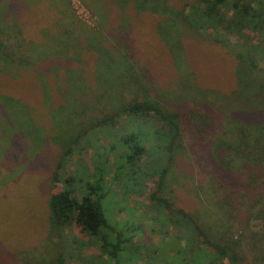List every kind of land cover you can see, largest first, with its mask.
Segmentation results:
<instances>
[{
  "label": "trees",
  "instance_id": "trees-1",
  "mask_svg": "<svg viewBox=\"0 0 264 264\" xmlns=\"http://www.w3.org/2000/svg\"><path fill=\"white\" fill-rule=\"evenodd\" d=\"M94 1L92 4L96 7L102 24L119 16V21H126L128 28L137 30L134 34L137 41L145 35L142 26L146 18H141L150 15L153 23L150 21L148 24L157 31L163 47H168L173 53H177L175 44L179 42L181 28L197 37H202L203 31L211 30L215 41L236 57L240 86L255 82L262 84V92L257 93V101L259 96L264 97V80L261 83L256 75L258 72L264 74V0ZM105 8L113 9L111 16L104 14ZM40 18L41 22L32 21L29 25L25 20L22 27L26 31L20 29L18 24H0V72H6V75H0V108L7 112L10 108L22 107L16 101L21 99L14 95L21 88L22 80L14 79L17 75L10 72V69H19L20 75L30 72L39 88H42L43 105L46 110L49 107L48 116L53 128L52 134L48 135L38 121L31 119L28 122L33 123L39 132L37 134L34 127L33 132H29V128L25 129V121L19 119V123L24 126L18 128L25 137L24 145L27 140L29 144L24 150L29 148V153L36 154L40 149L42 152L47 147L51 148L50 143L57 145L62 153L53 174L59 173L60 178L62 169L65 171L69 164H77L78 169L70 171L64 177L62 190L51 191L47 201L51 233L49 238L59 239L55 243L60 249L54 259L55 264H68L74 258L80 264H132L135 255L140 257L139 247L131 244L138 236L140 227L136 222L129 221L121 226L119 223L113 224L107 216L106 206L108 198L112 203L118 195L125 202L128 194L138 192L140 183H144L148 177L156 178V189L150 192L149 199L158 204L159 212H166L160 221L162 233L168 234L171 227L175 229L174 235H171L172 240L167 245L171 250L176 249V253H164L159 258L161 252L157 251L154 257L158 264H170L175 257L179 261L175 264H248L242 247L246 237L243 233L247 229L239 227L235 190L238 188L249 195L252 183H264V148L260 145L264 129H255L259 133L254 134L251 123L232 115H224L221 120L206 107L180 108L172 101L164 102L155 96L154 87L145 74L146 67L131 60L129 51L128 55L124 52L120 55L118 52L111 53L104 43L108 37L101 29L94 30L93 33L87 32L86 40L79 41L81 36L74 35L81 29L77 24L71 25L68 22L63 37L54 35L45 41L39 34V27L49 25L50 21L43 16ZM61 45L66 47L62 49ZM118 45L121 44L118 42ZM123 45L120 46L121 50L128 48L122 47ZM78 47L81 49L71 57L69 54L77 51ZM46 50L51 51L50 54L35 57L37 53ZM90 51L96 53L98 66L105 57L113 63H125L127 68L121 75L124 80L114 81L115 87L111 88L101 77L103 74H99L94 78L95 90L90 94L89 89H86L82 64L79 66L78 62ZM76 62L77 66L66 65ZM41 63L47 64L44 73L41 71ZM62 64L66 72L64 85L69 86L71 91L62 92V103L55 106L52 92L49 94L47 91L51 82L48 76L58 78L57 71ZM9 74L13 78H9ZM216 95L219 96L218 93ZM27 100L29 102H25L29 104H25L29 106L28 109L32 108L33 103ZM243 101L246 105H251L252 102L246 95ZM224 104L223 101L221 108H225ZM67 120L70 121L68 125ZM188 128L193 131V135L197 134L195 136L202 145V155L209 156L226 172L245 178L240 187L233 185L228 179L217 180L218 175H215L218 204L216 211L224 218L222 225L216 228L167 197L177 157L186 155L187 152L184 138ZM102 137L110 140L109 147L99 145ZM82 145L91 146L90 164L74 161L75 156L80 155ZM0 150L3 151L2 148ZM112 183H115V188L110 185ZM114 192L115 197L111 196ZM256 207V219L261 221L264 233V195L255 201L254 208ZM128 209L131 214V208ZM250 220L251 217L248 218L247 228ZM73 221L86 234L100 238V247L106 256L84 255L82 249L88 247V243L79 238H73L71 243L64 240L65 229ZM253 260L252 264H264V256L257 255Z\"/></svg>",
  "mask_w": 264,
  "mask_h": 264
},
{
  "label": "rangeland",
  "instance_id": "rangeland-1",
  "mask_svg": "<svg viewBox=\"0 0 264 264\" xmlns=\"http://www.w3.org/2000/svg\"><path fill=\"white\" fill-rule=\"evenodd\" d=\"M92 3L95 1L0 0V24H18L20 29L26 31L22 27L25 20L28 21L27 25L32 21L39 23L42 21L40 16H43L50 21L49 25L39 27V34L45 41L54 35L63 37L68 22L71 25L77 24L79 30L81 29L78 34L74 35L81 36L79 41L86 40L87 32L93 33L94 30L101 29L102 33L108 37L104 43L111 53L118 52V55L121 52L127 55L129 53L128 56L131 60L139 63V66L146 67L145 74H147L150 84L153 85V92L158 99L164 102L172 101L180 108L206 107L211 109L212 114L221 120L224 115L229 114L251 123L254 130L264 129V97L259 96L257 101V93L262 92V84L255 82L251 85L240 86L236 73L238 64L236 57L215 41L211 30L203 31V36L197 37L181 28L179 42L177 41V45L175 44L177 53H173L168 47H163L157 31L148 24L151 21L150 15H142L145 17L141 19L146 18L142 26L145 35L137 41L134 36L137 30H134L133 27L128 28L126 21H119V16L102 24L97 14L98 11ZM104 11V14L108 13V16L114 12L113 9L106 8ZM160 19L161 17L158 21ZM26 33L29 34V31ZM118 42L121 45L124 44L122 47L128 46V48L121 50V45L119 46ZM64 47L66 46L61 45L62 49ZM80 49L78 47L77 51L69 55L75 56ZM50 52L46 50L37 53L35 57L45 56ZM84 55L85 57L78 62L79 66L82 64L83 74L86 77V89H89L90 94L95 90L94 78L99 74H103L101 77L111 88L115 87L114 81L124 80L121 75L127 68L125 63H113L105 57L103 62L100 61L102 64L98 66L96 53L90 51ZM78 62L66 63V65L75 64L77 66ZM46 66V63H41L43 73ZM62 67L65 66L62 64L57 71L58 78H54L53 75L48 76L51 82L47 91L49 94L52 92V102L55 106L62 103V92L71 91L69 86L64 85L66 84V72ZM10 72L17 75L14 79L21 78L22 80L21 88L14 93L17 99H21L16 101H19L22 107L10 108L7 112L0 108V148L3 150H0V264H55L54 259L60 250L55 243H58L59 239L50 240L49 238L51 233L47 201L49 193L61 191L64 177L78 167L76 163H72L66 166L65 171L62 169L61 180L59 173L53 174L54 167L62 153L57 145L50 143L51 148L47 147L42 152L40 149L36 151V154L29 153V148L24 150L29 147V144L27 140L24 145L25 137L18 129L24 128V126L19 123V119L25 121V129L29 128V132H33L34 127L37 134L38 129L33 123H29V120L38 121L39 125L48 132V135L52 134L53 125L48 116L49 107L46 110L43 105L42 88H39L33 75L30 72H23V75H20L21 72L16 68H11ZM2 74L6 75V72H0V75ZM256 75L262 83L264 74L258 72ZM9 78L13 77L10 75ZM217 93L219 96L216 95ZM245 95L252 101L251 105H246L243 101ZM27 99L33 103L34 106L31 104L32 108L28 109L29 106L25 104L29 102ZM223 101L225 108H221ZM212 102L215 104H211ZM203 103L208 105H203ZM260 103L263 105L261 108ZM208 112L210 111L208 110ZM69 122L67 120L66 125ZM192 132L189 129L185 133L184 143L187 152L186 155L177 157L175 171L172 173L174 177L171 178L172 183L170 182L167 197L171 201H175L178 206L195 213L203 222L205 221L216 228L222 225L224 218L220 217L221 215L216 211L218 204L215 191L217 185L214 184V177L217 178L215 175H218L217 180L228 179L233 185H240V187L243 186L245 178L226 172L216 165L209 156L202 155L199 138L196 137V133L195 136ZM258 133V130L254 131V134ZM108 144H110L108 138L102 137L99 140V145L109 147ZM260 145L264 148V138ZM256 149L259 150L258 147ZM80 151V155H76L74 161L90 164L91 146L85 145L83 148L81 147ZM260 175L263 176V174ZM110 185L115 188V183ZM252 185L249 195L238 188L235 190V202H238L239 210V227L247 229L246 233H243L246 237L242 242V247L248 264L254 263L253 258H256L257 255L264 256L262 223L256 219L257 207L254 208L255 201L264 195V183L261 182L258 185L252 183ZM155 189L156 178L148 177L144 183H140L138 192L128 194L125 202L121 201V195H118L112 203L109 202V198L107 199L106 212L113 224L119 223L121 226L122 223L129 221L136 222V225L140 227L138 236L131 243L141 250L139 251L140 257L135 255L132 264H158L154 257L157 251L161 252L159 258L164 253H169V255L176 253V249L171 250L167 245L171 242V235H174L175 229L171 227L168 234L162 233L160 221L165 217L166 212H159L158 204L149 199L150 192ZM115 195L116 192L111 196L115 197ZM214 205L216 206L214 207ZM128 207L131 208V214H129ZM206 215H208L207 218ZM249 217L251 220L247 228ZM218 220L221 222L218 223ZM65 233L64 240L70 243L73 238H79L88 243V247L82 249L84 255L101 254L106 256L100 247V238L86 234L76 221H73L65 229ZM60 245L62 246L63 243ZM170 257L172 258V256ZM176 262H179L177 257L172 258L170 264ZM68 264H80V262L74 258Z\"/></svg>",
  "mask_w": 264,
  "mask_h": 264
}]
</instances>
